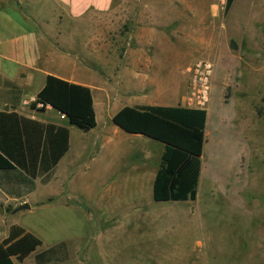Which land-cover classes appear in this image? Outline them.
I'll return each instance as SVG.
<instances>
[{
    "label": "rangeland",
    "instance_id": "1",
    "mask_svg": "<svg viewBox=\"0 0 264 264\" xmlns=\"http://www.w3.org/2000/svg\"><path fill=\"white\" fill-rule=\"evenodd\" d=\"M116 2L125 4L121 27L114 15L118 11L108 25L106 18L90 14L82 22L74 20L72 26L66 25L70 21L66 19L57 27L62 36L56 60L52 57L56 76L104 82L103 78L113 77L114 69L125 65L127 51L146 50L150 52L145 63L149 83L155 90H163V86L181 101L189 91L188 68L210 62L223 43L234 55L229 57L222 79L231 109L229 131L216 120L209 122L214 137L221 139L218 145L210 142L204 152L197 200L155 203L154 212H161V219L106 220L104 225L97 213L56 215L32 206L0 216V243L10 226L18 225L43 242L39 252L59 248L56 246L65 241L67 253L81 264H264V0H236L228 14L226 0ZM41 6L42 19L51 20L56 29L55 12L45 1ZM21 14L16 9L9 12L11 20L26 22V31H33V21ZM135 31L148 34L152 47L128 43ZM47 46L50 43L41 44L42 52ZM54 47L53 42V51ZM253 52L262 54L255 59L261 64L246 66L245 61H254L247 59ZM213 64L212 81L219 61ZM84 174V183L96 197L97 163L90 164ZM181 206L185 212L165 213ZM66 261L60 258L51 264Z\"/></svg>",
    "mask_w": 264,
    "mask_h": 264
},
{
    "label": "crops",
    "instance_id": "2",
    "mask_svg": "<svg viewBox=\"0 0 264 264\" xmlns=\"http://www.w3.org/2000/svg\"><path fill=\"white\" fill-rule=\"evenodd\" d=\"M43 1L55 12L56 29L52 28L51 20L42 19L44 9L41 3ZM123 7L125 4H118L116 0H0V111H15L26 118L42 123L65 126L70 135L69 151L51 171L48 179H45L46 175L28 179L23 171L0 152V206L5 211L4 214L0 213V216L6 213L16 214L25 210H19L20 206L28 204L29 209L33 206L35 210H47L56 215L76 213L87 216L97 213L98 219L102 220V225L106 220L116 222V220L128 218H162L161 212L156 214L154 212L155 203L162 202L154 200L153 190L165 144L142 134L128 133L117 126L113 120L115 115L127 106L187 107L184 104L187 92L180 101L175 95L171 97L172 95H169L163 86L161 87L163 90L160 88L155 90L156 87L149 83L150 72L145 67L149 59V51H127L125 65L114 69L113 77L103 78L104 82L75 81L58 75L60 78L91 88L97 126L90 131H83L71 125L51 106H48L45 112H40L39 108L33 109L30 105L24 104L33 96L37 97L46 85L49 75H57V71L52 68V57L56 60L57 43L62 36L57 30L58 26H61L66 19L70 20L66 25L72 26L74 20L82 22V19L90 14L96 18H106L105 25H108L111 16L117 15V23L120 24ZM10 9H16L19 14L22 13L25 20L31 19L34 30L26 31L24 21L17 18L11 20ZM116 11L118 13L112 15ZM217 11L214 6L215 18ZM263 11L261 10L262 13ZM137 32L130 35L128 43L134 42L142 47H144L142 44L152 47L154 42L149 39L148 34L145 36ZM121 37L123 42H127L126 37L123 35ZM53 42L55 43L54 51L52 50ZM42 43H50L44 52L41 50ZM252 54L251 56L247 54L249 55L247 59L254 61H245V65L259 66L261 63L255 59L262 54L256 52ZM231 56L234 57L229 46L223 43L221 51L216 47L210 61L213 68V61H219V69L217 73H214L213 81L211 79L205 153L210 142L211 145L213 143L218 145L221 139V137L219 139L214 137L212 130L209 129L213 120L225 127L227 133L229 131L231 109L229 102L225 101L227 97L223 92L222 79ZM33 90H36L35 95L32 94ZM7 106L9 110L5 111ZM204 152L201 157L199 182L204 173L202 164V159L206 156ZM92 163H97L98 168L96 197L90 194L88 185L83 180L86 176L85 171ZM197 197L195 200L187 201L194 202ZM173 208L175 211L168 208L165 213L180 214L186 210L183 206ZM25 230L28 231V229ZM61 243L66 244L65 241ZM36 254L37 252L31 254L23 262L14 261L16 264H26L28 260H31V264H37ZM66 259L69 261L61 264H81L76 263V259L69 254Z\"/></svg>",
    "mask_w": 264,
    "mask_h": 264
},
{
    "label": "trees",
    "instance_id": "3",
    "mask_svg": "<svg viewBox=\"0 0 264 264\" xmlns=\"http://www.w3.org/2000/svg\"><path fill=\"white\" fill-rule=\"evenodd\" d=\"M235 0H226L225 13ZM45 112L48 106L65 115L71 125L83 131L97 126L93 94L90 87L55 75L37 94L33 109ZM114 123L128 133L142 134L165 144L160 169L154 182L156 202L195 200L201 171V157L206 143L207 110L188 107H124ZM69 130L65 126L46 124L26 118L15 111H0V152L11 160L28 179L46 175L58 165L70 148ZM43 242L31 232L12 225L0 243V264L23 262L36 253L37 264L66 258L65 243L59 248L38 252Z\"/></svg>",
    "mask_w": 264,
    "mask_h": 264
},
{
    "label": "built area",
    "instance_id": "4",
    "mask_svg": "<svg viewBox=\"0 0 264 264\" xmlns=\"http://www.w3.org/2000/svg\"><path fill=\"white\" fill-rule=\"evenodd\" d=\"M190 74L189 91L184 98V104L188 108L206 109L210 103L211 94V76L213 65L210 62H199L194 68H188ZM36 102L34 97L25 101V105H31ZM43 105L38 104L37 108ZM65 118V115H62Z\"/></svg>",
    "mask_w": 264,
    "mask_h": 264
},
{
    "label": "water",
    "instance_id": "5",
    "mask_svg": "<svg viewBox=\"0 0 264 264\" xmlns=\"http://www.w3.org/2000/svg\"><path fill=\"white\" fill-rule=\"evenodd\" d=\"M9 110V107H5V111H8ZM30 206L28 204H24L22 206L19 207V210H22V209H29ZM4 208L2 206H0V213L4 214Z\"/></svg>",
    "mask_w": 264,
    "mask_h": 264
}]
</instances>
